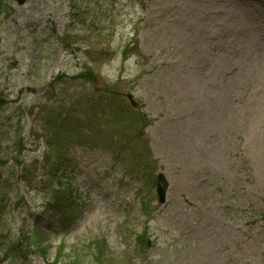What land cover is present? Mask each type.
Listing matches in <instances>:
<instances>
[{
  "label": "rangeland",
  "instance_id": "374dc122",
  "mask_svg": "<svg viewBox=\"0 0 264 264\" xmlns=\"http://www.w3.org/2000/svg\"><path fill=\"white\" fill-rule=\"evenodd\" d=\"M10 4L2 239L32 264H264V0Z\"/></svg>",
  "mask_w": 264,
  "mask_h": 264
},
{
  "label": "trees",
  "instance_id": "16d2710c",
  "mask_svg": "<svg viewBox=\"0 0 264 264\" xmlns=\"http://www.w3.org/2000/svg\"><path fill=\"white\" fill-rule=\"evenodd\" d=\"M11 4H10V0H0V14L1 13H4L5 11L9 13L11 12ZM46 122H47V127L48 129H53V123L54 121L51 120L50 118H47L46 119ZM20 125V121L18 122ZM21 128V126L17 127V129ZM56 137V140L59 138V135L55 136ZM17 146H19V144H17ZM62 158V160H61ZM65 159L58 155V154H53L50 162H49V173H50V176L53 175V177L56 175V172L59 170V166L63 163ZM64 167V166H63ZM2 171L0 170V178L1 177V173ZM4 183H7L9 184V187H11L12 189H6L5 187H3ZM0 226H1V222L5 219L3 216L4 213H6V208L10 206V204H12L11 202V191H14L17 189V176H16V172L15 170H7L6 171V176L4 178H2V180L0 179ZM59 188H62L61 185H59L58 189ZM67 194L71 195L72 194V191L70 189H67ZM73 199V198H72ZM63 213L61 215L62 219H67V218H71L72 216V213L71 212H74L76 213L77 211V204L75 203V201L73 200L72 202H67L66 204H63ZM70 211L67 215L65 212H68ZM10 213V211L8 210L7 211V214ZM42 213H45V212H42ZM39 214L37 215V217L40 218V221H43L45 219H47L46 217H44L45 215L44 214ZM44 215V216H43ZM75 215V214H74ZM78 215V214H77ZM44 217V218H43ZM39 218H37V220H39ZM42 219V220H41ZM60 219V218H59ZM5 223V222H4ZM3 223V224H4ZM49 225H52L53 227V224H52V220H49L47 222ZM2 224V225H3ZM48 230L51 231V233H54L56 234L57 232L54 231V228H47ZM37 231V230H36ZM37 233L39 235H42L40 233V231H37ZM2 231L0 230V251H3L5 256H10V258H12L13 262L11 264H32L30 259H28V257L24 254V252L21 254L20 252L18 253L19 251V243L15 242L14 238L13 237H8V241H4L2 239ZM11 236V234H10ZM46 246L44 247H39L40 248V251H42V253H44L46 251ZM21 254V255H20ZM47 264H61L59 263L58 261V258L52 262H48Z\"/></svg>",
  "mask_w": 264,
  "mask_h": 264
},
{
  "label": "water",
  "instance_id": "95a60500",
  "mask_svg": "<svg viewBox=\"0 0 264 264\" xmlns=\"http://www.w3.org/2000/svg\"><path fill=\"white\" fill-rule=\"evenodd\" d=\"M17 4L22 6L24 5L28 0H16ZM128 98L131 100V104L135 106V102L132 100V96L129 95ZM168 184L163 176V174L159 173L157 177L156 182V191L158 194V201L160 203H164L166 201V190H167Z\"/></svg>",
  "mask_w": 264,
  "mask_h": 264
}]
</instances>
